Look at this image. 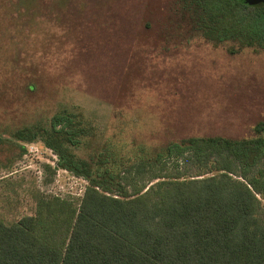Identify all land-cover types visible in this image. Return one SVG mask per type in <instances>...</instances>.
I'll return each instance as SVG.
<instances>
[{"label":"trees","instance_id":"1","mask_svg":"<svg viewBox=\"0 0 264 264\" xmlns=\"http://www.w3.org/2000/svg\"><path fill=\"white\" fill-rule=\"evenodd\" d=\"M49 6L48 0H0L7 58L28 68V50L43 46L47 54L41 23L52 20ZM150 15L158 37L231 42V53L264 51V2L167 0ZM129 19L117 22V31H130ZM32 33L45 41L30 47ZM84 46L74 53L82 55ZM41 70L32 67L27 95L38 92ZM116 108L114 116L121 114ZM3 110L11 118L0 123V167L25 155L26 143L40 141L56 155L57 168L88 185L78 202L40 195L34 214L14 222L0 216V264H264L258 197L264 198V122L244 138L189 135L154 146L136 139L118 145L78 107Z\"/></svg>","mask_w":264,"mask_h":264},{"label":"rangeland","instance_id":"2","mask_svg":"<svg viewBox=\"0 0 264 264\" xmlns=\"http://www.w3.org/2000/svg\"><path fill=\"white\" fill-rule=\"evenodd\" d=\"M166 1L156 0L153 6L164 9ZM48 2L52 20L41 23L48 29L47 54L43 46L28 50L26 68L0 48V123L11 118L3 108L14 105L50 113L78 107L112 142L136 139L154 146L189 135L249 137L264 122L263 50L248 47L231 53V42L215 46L197 37H158L149 21L153 0ZM72 12L75 16L66 24L55 21ZM129 17L135 22L126 24L130 31H117V22ZM4 24L0 20V29ZM40 37L32 33L27 43L32 47L45 41ZM82 41L87 50L75 54ZM35 65L42 69L40 87L27 95L24 84ZM26 147L25 155L0 167V216L8 222L34 214L40 195L78 202L88 185L83 177L57 168L56 155L42 142Z\"/></svg>","mask_w":264,"mask_h":264},{"label":"water","instance_id":"3","mask_svg":"<svg viewBox=\"0 0 264 264\" xmlns=\"http://www.w3.org/2000/svg\"><path fill=\"white\" fill-rule=\"evenodd\" d=\"M239 1L247 5H256L264 2V0H239Z\"/></svg>","mask_w":264,"mask_h":264}]
</instances>
